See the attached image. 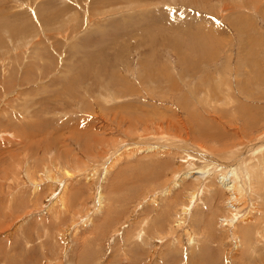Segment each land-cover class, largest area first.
<instances>
[{"label":"rangeland","instance_id":"1","mask_svg":"<svg viewBox=\"0 0 264 264\" xmlns=\"http://www.w3.org/2000/svg\"><path fill=\"white\" fill-rule=\"evenodd\" d=\"M260 138L264 0H0V264H264Z\"/></svg>","mask_w":264,"mask_h":264},{"label":"bare ground","instance_id":"2","mask_svg":"<svg viewBox=\"0 0 264 264\" xmlns=\"http://www.w3.org/2000/svg\"><path fill=\"white\" fill-rule=\"evenodd\" d=\"M262 142V144H264V138H260L259 140H257L256 141V143H254L253 145H252V147H255V146H257V143H261ZM256 144V145H255ZM157 147V146H156ZM251 147V146H250ZM251 147V148H252ZM137 148H139V147H137ZM145 149L146 150H154V149H156L155 147H152V148H148V147H145ZM144 150V149H143ZM162 150V149H161ZM167 151V150H166ZM116 153V152H115ZM122 154V153H121ZM206 156V155H205ZM119 160V159H118ZM207 162V161H206ZM208 165V167H205V168H207V169H202V170H204L203 172H197L196 170L194 171V170H192V169H189L190 171H193V173L192 172H190L189 170L186 172V173H183V175H181V177L182 176H191V175H197L198 177H204L205 175H206V173L207 174H210L209 172H212L213 173V171L215 172L216 171V173H218L219 172V182H220V184L224 187V188H226V189H228V191H229V195H230V201L229 202H226L227 204H226V207L227 208H232V210L234 211L233 213L234 214H232L230 217H220L219 219H218V221H219V224L221 225V226H224L225 224H227V223H230V228L231 227H233L235 224H237L238 223V217H237V214L236 213H238V209L240 208V206H235V205H238L240 202H243V200L241 199L240 200V198L236 195V193L238 192V188H239V185H238V183L237 182H240L241 181V178H242V171H241V169L237 166V165H230V163H228V164H217V165H214V164H211V163H208L207 164ZM222 172H224L225 173V175H223L222 174ZM202 173L204 174V175H202ZM65 174L67 175V177L68 178H70L71 177V175L69 174V172H65ZM201 175V176H200ZM66 177V178H67ZM47 178L48 179H53L52 178V176H50V174L47 176ZM67 178V179H68ZM179 179H181V178H179ZM65 181V180H64ZM56 182V181H55ZM59 183V182H58ZM62 183V182H61ZM32 184V183H31ZM34 184V183H33ZM240 184H241V182H240ZM36 185V184H35ZM34 185V186H35ZM37 186V185H36ZM238 187V188H237ZM241 188H242V186H241ZM225 189V190H226ZM237 191V192H236ZM56 192V191H55ZM168 192V189H166L165 191H163L162 192V194H165V193H167ZM239 193V192H238ZM53 198V197H52ZM55 198H56V196H55ZM55 198H53V199H55ZM52 199V200H53ZM233 200H234V202H233ZM98 201L100 202V205H101V201H102V196L101 195H98ZM55 202V200L53 201V203ZM63 202V201H62ZM98 202V203H99ZM103 202V201H102ZM52 208V207H51ZM238 208V209H237ZM180 221H177V223H179ZM242 222V221H241ZM233 229V228H232ZM189 239L190 240H192V237H189ZM238 241H239V239H237Z\"/></svg>","mask_w":264,"mask_h":264}]
</instances>
